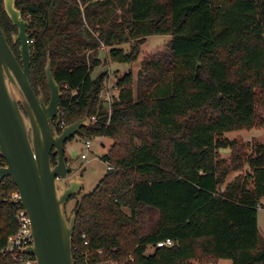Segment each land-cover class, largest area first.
<instances>
[{"label": "trees", "instance_id": "obj_1", "mask_svg": "<svg viewBox=\"0 0 264 264\" xmlns=\"http://www.w3.org/2000/svg\"><path fill=\"white\" fill-rule=\"evenodd\" d=\"M16 6L30 22L36 94L40 86L50 99L48 54L63 92L57 131L88 114L81 134L113 140L103 155L112 167L76 202L74 244L83 245L86 233L93 262L264 264L257 216L264 143L247 156L237 139L223 137L264 127V0H16ZM0 23L19 58L18 28L3 0ZM157 34L171 36L168 49L142 61L138 95L127 72L107 107L99 96L107 74L92 75L104 58L90 53L104 44L113 61L132 63L147 37ZM125 42H132L129 51L120 47ZM56 156L51 153L52 165ZM246 165L245 176L227 182ZM4 189H17L11 177L0 186V247L18 227V206L2 200ZM141 206L159 211L157 226L146 234ZM165 239L174 244L156 247ZM148 245L155 249L148 252ZM7 261L0 253V264Z\"/></svg>", "mask_w": 264, "mask_h": 264}, {"label": "water", "instance_id": "obj_2", "mask_svg": "<svg viewBox=\"0 0 264 264\" xmlns=\"http://www.w3.org/2000/svg\"><path fill=\"white\" fill-rule=\"evenodd\" d=\"M4 9L18 28L13 36L20 42V57L12 50L0 23V149L6 161V166L0 167V182L13 179L30 217L34 245L23 251L32 254L38 264H74L76 213L68 218L66 203L82 189L84 181L78 173L67 180L78 168L67 159L65 144L81 134L89 125V117L85 115L60 132L52 128V121L61 120L63 92L54 77L50 55L45 73L51 96L46 103L30 81V22L16 0H4ZM53 149L57 153L55 165L51 162Z\"/></svg>", "mask_w": 264, "mask_h": 264}, {"label": "rangeland", "instance_id": "obj_3", "mask_svg": "<svg viewBox=\"0 0 264 264\" xmlns=\"http://www.w3.org/2000/svg\"><path fill=\"white\" fill-rule=\"evenodd\" d=\"M4 1V0H3ZM171 39L170 35H152L147 37V44L141 47V54L137 61L132 63H121L113 61L110 58V48L101 45V48L97 51L90 53L95 57H100L102 65L94 69L92 75L97 76L101 73H106V81L108 83V90L111 91L112 102L116 97L119 96L120 87L118 86V80L123 77L127 72H132L134 74V91L138 95V82H137V69L141 67L142 61L146 58H149L152 55L160 54L167 52L168 43ZM132 42H125L120 45L125 51L131 49ZM38 96L40 94L44 95L43 89L38 87ZM51 96V94H50ZM45 97V95H44ZM50 100V99H49ZM48 100V102H49ZM104 104L110 108L109 102L105 99H101ZM46 102V103H48ZM61 111V109H60ZM263 115V113H261ZM89 117V116H88ZM90 121V119H89ZM223 137L230 139H237L239 143L243 144V149L247 156L251 155L256 144L264 143V127H254L251 129H241V130H232L227 131L223 134ZM90 139L93 149L91 151H86L84 143L86 140ZM111 137L106 136H96L94 138H87L80 133L72 136L65 144V154L68 160L72 161L74 167H77V172H72L69 174L67 180L75 178V175L78 173L81 176V179L84 181L82 189L75 194L76 196L66 203V213L68 218L74 213L77 200H80L85 194L93 191L97 185L101 182L108 171L107 161L104 159L103 155L108 151L111 143ZM104 144V145H103ZM87 152V158L83 159L82 154ZM231 151H222V157L226 159L231 158ZM248 166L246 165L240 171H235L230 174L232 181L236 177H243L247 174ZM228 178V179H230ZM251 186V184H250ZM128 213L130 212L127 207L124 208ZM139 216L142 223V233L146 234L150 232L153 228L157 226V219L159 218V211L155 209H150L146 206H141L139 208ZM258 226L260 235L264 237V208L258 209ZM78 233V228H76L74 237ZM155 249V246L148 245V252H151ZM130 260L133 259L132 256H129ZM191 264H215V263H204L199 260L191 262ZM218 264H232L231 259H221Z\"/></svg>", "mask_w": 264, "mask_h": 264}, {"label": "built area", "instance_id": "obj_4", "mask_svg": "<svg viewBox=\"0 0 264 264\" xmlns=\"http://www.w3.org/2000/svg\"><path fill=\"white\" fill-rule=\"evenodd\" d=\"M33 40L30 39V43ZM108 83L105 82V85L100 91V98L107 100L111 108L112 97L111 91L108 90ZM93 121L96 120L95 116L91 118ZM65 126L64 122L61 124V128ZM85 150L91 151L93 149L91 140L88 139L84 143ZM87 152L82 154V158H87ZM108 168H111L112 165L107 163ZM6 166V161L4 159L3 153L0 149V167ZM8 178H4L0 182V186L6 183ZM2 200L5 202H10L17 204L18 210L16 213L17 220V230L8 236L7 242L3 247H0V253L8 254V261L5 264H38L37 259L25 251L23 248L30 247L34 245V237L31 232V220L26 211V209L21 204V195L17 189L9 191L7 189L2 190ZM257 208H264V199L257 204ZM83 245L73 243V254H74V264H119L118 261L114 259H106L100 262H93L91 252L89 249V240L86 233L82 234ZM174 241L172 239H165L157 242L156 247L162 246H172ZM98 253H102V250L99 249Z\"/></svg>", "mask_w": 264, "mask_h": 264}, {"label": "flooded vegetation", "instance_id": "obj_5", "mask_svg": "<svg viewBox=\"0 0 264 264\" xmlns=\"http://www.w3.org/2000/svg\"><path fill=\"white\" fill-rule=\"evenodd\" d=\"M30 76H31V73H30ZM57 120H58V119H57ZM55 122H56V119H55L54 121H52L51 125H52V128H53L54 130H57V128L55 127ZM52 153H53V154L56 153L55 149L52 150Z\"/></svg>", "mask_w": 264, "mask_h": 264}, {"label": "crops", "instance_id": "obj_6", "mask_svg": "<svg viewBox=\"0 0 264 264\" xmlns=\"http://www.w3.org/2000/svg\"><path fill=\"white\" fill-rule=\"evenodd\" d=\"M104 145V144H103ZM230 178V177H229ZM232 181V179L230 178V179H228V181L227 182H231ZM226 185V184H225ZM225 185H223V187L225 186ZM253 185L251 184V187H252ZM218 264V263H217Z\"/></svg>", "mask_w": 264, "mask_h": 264}]
</instances>
